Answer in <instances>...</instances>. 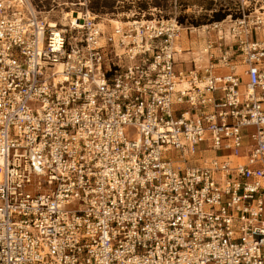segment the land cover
I'll use <instances>...</instances> for the list:
<instances>
[{
    "label": "built area",
    "instance_id": "1",
    "mask_svg": "<svg viewBox=\"0 0 264 264\" xmlns=\"http://www.w3.org/2000/svg\"><path fill=\"white\" fill-rule=\"evenodd\" d=\"M242 1L196 28L0 0V264H264V0Z\"/></svg>",
    "mask_w": 264,
    "mask_h": 264
},
{
    "label": "rangeland",
    "instance_id": "2",
    "mask_svg": "<svg viewBox=\"0 0 264 264\" xmlns=\"http://www.w3.org/2000/svg\"><path fill=\"white\" fill-rule=\"evenodd\" d=\"M33 3L40 6L39 12L43 16H48L49 22H58L59 24H67L68 14L74 11V17L78 13H81L82 9L74 7L71 3H79L85 0H31ZM90 4V11L101 17V20L107 24L106 20H119L125 21L127 16L134 13L149 14L154 13L156 16L165 18L178 17L182 21L184 27H200L208 25L213 22V17L220 16L224 12L234 13L238 7L242 5V0H86ZM132 2H136L135 10L132 6ZM176 3L178 5L177 9ZM68 4V5H67ZM246 4H249L247 2ZM254 4V3H253ZM92 8V9H91ZM140 8V9H139ZM157 9V10H154ZM254 5L250 6V10H254ZM70 16V17H71ZM65 18V19H64ZM200 32V30H198ZM205 33L200 35L204 36ZM183 48L191 50L190 53H184L181 57L186 60L188 66H190V60L199 59L200 65L207 63L206 59L200 60V49L204 47L205 39L197 38L193 35V38H185L182 41ZM201 61V62H200ZM186 66V64L184 65Z\"/></svg>",
    "mask_w": 264,
    "mask_h": 264
},
{
    "label": "trees",
    "instance_id": "3",
    "mask_svg": "<svg viewBox=\"0 0 264 264\" xmlns=\"http://www.w3.org/2000/svg\"><path fill=\"white\" fill-rule=\"evenodd\" d=\"M228 15H230V12H224V14H222V15H218V16H216V17H213V20L212 21H221V20H224V19H226V17L228 16ZM180 21V23H182V21L181 20H179Z\"/></svg>",
    "mask_w": 264,
    "mask_h": 264
},
{
    "label": "bare ground",
    "instance_id": "4",
    "mask_svg": "<svg viewBox=\"0 0 264 264\" xmlns=\"http://www.w3.org/2000/svg\"><path fill=\"white\" fill-rule=\"evenodd\" d=\"M77 15H78V14H77ZM70 16H71V14H68V15H67V17H70ZM80 17H81V16H80ZM64 19H65V18H64ZM112 21H114V20H112ZM115 21H116V20H115ZM115 21H114V22H115ZM51 23L54 24L55 22H51ZM204 29H206V27H205ZM197 31H198V30H196V32H197ZM200 32H201V33H204L203 30H200ZM179 49H183V47H180ZM201 51H202V50L200 49V55H201ZM201 59H202V55H201V57H200V60H201ZM197 61H198V64H199V59H197ZM200 62H201V61H200ZM1 162H2V160H1V158H0V163H1Z\"/></svg>",
    "mask_w": 264,
    "mask_h": 264
}]
</instances>
